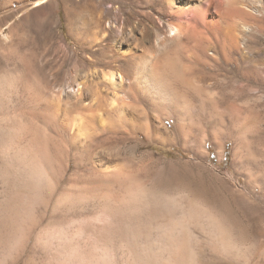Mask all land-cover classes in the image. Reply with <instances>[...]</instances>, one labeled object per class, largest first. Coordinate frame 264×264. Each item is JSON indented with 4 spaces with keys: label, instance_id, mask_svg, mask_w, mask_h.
Listing matches in <instances>:
<instances>
[{
    "label": "rangeland",
    "instance_id": "rangeland-1",
    "mask_svg": "<svg viewBox=\"0 0 264 264\" xmlns=\"http://www.w3.org/2000/svg\"><path fill=\"white\" fill-rule=\"evenodd\" d=\"M33 1L0 0V29L10 36L0 38V126H20L18 144L32 149L34 139L41 138L47 151L58 155L66 141L51 125L42 123L46 118L36 91L47 82L69 84L88 70L84 57L97 49L91 41L94 22L103 6L108 11L103 18L107 25L105 18L112 17V6L119 0H58V8L49 3L35 6ZM124 2L120 20L138 5ZM167 21L165 16L160 23ZM255 36L247 45L257 56L253 57L256 66L251 67L247 59L234 60L233 54V59L212 73L224 78L221 84L209 79L211 69L201 67L194 60L195 53L181 47L179 63L191 84L170 80L183 98L180 110L155 108L138 100V108L150 119H165L171 128V139L160 141L153 128L152 134H146L143 126H128L123 145L128 152V175L133 178L128 184L156 185L154 200L164 201L161 213L155 215L141 206V214L134 216L132 222L138 225L128 232L137 231L138 241L128 246L119 240L113 244L97 241L91 247L92 240L83 229L94 219L102 226L101 204L95 205V211L81 210L83 202L65 197L63 186H70L66 182L70 170L62 182L50 184V189L42 187L41 196H31L28 211L21 210L18 196L5 204L8 210L0 206V264H70L71 243L75 247L78 243L87 254L96 253L93 262L87 259L89 264H128L133 247L134 251L145 248L142 258L150 255L151 264H264V31ZM180 211L186 218L183 225ZM210 215L225 224L220 228L210 224L205 220ZM223 239L228 242L225 248ZM172 246L179 247L178 254Z\"/></svg>",
    "mask_w": 264,
    "mask_h": 264
},
{
    "label": "bare ground",
    "instance_id": "bare-ground-1",
    "mask_svg": "<svg viewBox=\"0 0 264 264\" xmlns=\"http://www.w3.org/2000/svg\"><path fill=\"white\" fill-rule=\"evenodd\" d=\"M132 1L133 5L134 2L138 4L137 8L130 7L128 16L121 20L119 15L123 13L126 2L119 0L118 5L112 6V17L105 18L107 25H104L103 18L108 11L101 7L91 33V41L96 42L97 49L89 54L85 52L87 58L84 57L83 61L87 63L88 70L80 78L70 80L69 84L58 82L51 85L52 82H47L36 91L46 118L41 119L42 123L51 125L66 141V148L60 154L49 153L46 141L41 138L34 139L32 149L18 144L16 136L21 127L0 126L1 208L8 210L9 199L18 196L21 198V210L28 211L31 196L40 195L42 187L49 186L50 189V184L59 183L72 170L66 178L70 186L66 189L63 186L65 197L74 196L72 199L75 202H83L81 210L87 207L95 211V205L101 204L102 226L94 219L83 229L88 239L92 240V248L97 241L113 244L119 240L126 246L134 244L138 241V232H128V228L138 225L132 222L134 216H139L143 207L149 208L155 215L162 211L161 203L164 201L154 200L158 196L155 194L156 185L142 188L128 184L133 179L128 175V152L123 149L128 140V126H143L146 134H150L153 128L160 141L171 139L168 131L171 128L165 119H150L142 108H138V100H145L155 108L174 106L175 110H180L183 98L172 81H179L185 86L191 84L190 77L184 74L186 68L179 63L177 53L181 47L188 53L190 50L195 53L196 58L186 52L187 57L199 60L201 67L211 69L210 80L221 84L224 78L212 73L221 65L223 68V62L233 59V54L236 53L234 60L247 59L251 67L256 66L253 57L257 56L247 44L264 31V0ZM33 3L35 6L49 3L56 8L60 4L58 0H35ZM165 16L168 21L161 24L160 20ZM9 37L0 29L1 40ZM148 42L156 43V46L145 47ZM171 76L173 79H168ZM78 183L80 188L76 186ZM180 213L183 225L186 218L183 211ZM205 220L219 228L225 224L220 217L211 218V215L205 216ZM110 228L115 231H110ZM89 243L86 242L85 246ZM221 244L225 248L228 242L223 239ZM73 245L71 243L68 248L70 264H89L87 261L96 255L95 252L92 255L91 251H88L90 254L83 252L84 248L79 249L78 243L76 247ZM170 248L175 254L179 249L178 246ZM125 249L128 252V247ZM134 249L129 250L131 262L151 264L150 255L142 258L145 248ZM90 260L93 262V258Z\"/></svg>",
    "mask_w": 264,
    "mask_h": 264
}]
</instances>
